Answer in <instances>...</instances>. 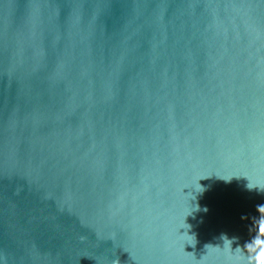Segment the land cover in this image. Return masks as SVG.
<instances>
[{
    "label": "water",
    "instance_id": "water-1",
    "mask_svg": "<svg viewBox=\"0 0 264 264\" xmlns=\"http://www.w3.org/2000/svg\"><path fill=\"white\" fill-rule=\"evenodd\" d=\"M260 187L264 0H0V264H260Z\"/></svg>",
    "mask_w": 264,
    "mask_h": 264
},
{
    "label": "clouds",
    "instance_id": "clouds-1",
    "mask_svg": "<svg viewBox=\"0 0 264 264\" xmlns=\"http://www.w3.org/2000/svg\"><path fill=\"white\" fill-rule=\"evenodd\" d=\"M259 190L264 191V187H260ZM202 191H203V189H202L201 191H199V192H202ZM258 208H259L261 211H264V205H260ZM198 209H199V207L196 208L195 210H198ZM195 210H194V211H195ZM204 210L207 211V209H204ZM258 231H259V233H264V222H262V223L260 224V226H259V230H258ZM191 236L193 237L195 243H194V244L189 243V244L192 245V246L194 247L195 244H196V238H195V235H194V234H192ZM258 238H259V237H257V239H258ZM221 239L223 240V242L228 241V242H230V243L232 244V243H233V240H235L236 238L233 237L232 239H229V238L227 237L226 234H222V235H221ZM206 246H207V245H206ZM206 246H205V247H206ZM258 259H259L260 264H264V251H261V252L259 253V255H258Z\"/></svg>",
    "mask_w": 264,
    "mask_h": 264
}]
</instances>
